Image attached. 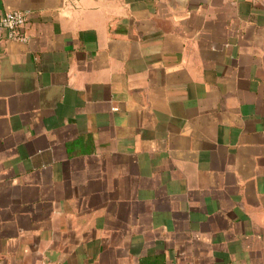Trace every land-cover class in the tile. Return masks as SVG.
Listing matches in <instances>:
<instances>
[{
  "label": "crops",
  "instance_id": "1",
  "mask_svg": "<svg viewBox=\"0 0 264 264\" xmlns=\"http://www.w3.org/2000/svg\"><path fill=\"white\" fill-rule=\"evenodd\" d=\"M0 264H264V0H0Z\"/></svg>",
  "mask_w": 264,
  "mask_h": 264
},
{
  "label": "built area",
  "instance_id": "2",
  "mask_svg": "<svg viewBox=\"0 0 264 264\" xmlns=\"http://www.w3.org/2000/svg\"><path fill=\"white\" fill-rule=\"evenodd\" d=\"M27 22L28 16L26 12L22 10L13 9L3 13L0 12V28L7 30V36L9 38L19 41H27Z\"/></svg>",
  "mask_w": 264,
  "mask_h": 264
}]
</instances>
